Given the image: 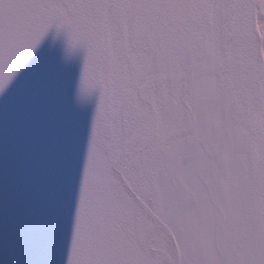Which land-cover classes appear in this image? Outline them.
<instances>
[{"label": "snow or ice", "instance_id": "6c2138e0", "mask_svg": "<svg viewBox=\"0 0 264 264\" xmlns=\"http://www.w3.org/2000/svg\"><path fill=\"white\" fill-rule=\"evenodd\" d=\"M0 264H264V0H0Z\"/></svg>", "mask_w": 264, "mask_h": 264}, {"label": "bare ground", "instance_id": "6f19581e", "mask_svg": "<svg viewBox=\"0 0 264 264\" xmlns=\"http://www.w3.org/2000/svg\"><path fill=\"white\" fill-rule=\"evenodd\" d=\"M47 43L49 44V46L55 47L58 43V41L56 40L55 37L50 36L47 40Z\"/></svg>", "mask_w": 264, "mask_h": 264}]
</instances>
